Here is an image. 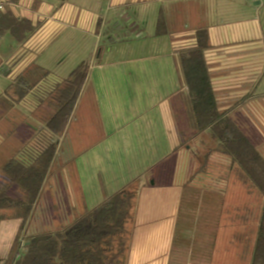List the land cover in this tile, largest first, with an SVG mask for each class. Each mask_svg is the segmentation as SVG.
Instances as JSON below:
<instances>
[{"label": "crops", "instance_id": "crops-1", "mask_svg": "<svg viewBox=\"0 0 264 264\" xmlns=\"http://www.w3.org/2000/svg\"><path fill=\"white\" fill-rule=\"evenodd\" d=\"M161 16L165 27L158 33ZM12 19L25 22L17 29L23 40L8 28ZM64 27L73 30L71 43L83 49L90 71L55 160L51 197L62 201L54 187L63 175L66 201L47 206L55 217L47 224L73 221L132 185L128 264H248L251 240L244 237L246 249L238 251L243 240L232 232L253 228L228 217L238 213L242 196H254L239 188L230 159L219 153L196 174L194 149L181 137L187 88L175 52L193 44L198 30L207 31L205 61L218 108L264 155V0H6L0 77L10 83L34 65ZM32 119L31 106L5 109L0 103V162L32 140ZM215 165L217 175L211 173ZM46 199L35 209L39 228ZM19 226L0 223V247L8 227L12 246Z\"/></svg>", "mask_w": 264, "mask_h": 264}, {"label": "trees", "instance_id": "trees-1", "mask_svg": "<svg viewBox=\"0 0 264 264\" xmlns=\"http://www.w3.org/2000/svg\"><path fill=\"white\" fill-rule=\"evenodd\" d=\"M23 24L22 20L12 19V25H8L20 40L24 34L19 35L17 29ZM164 27L161 16L158 33ZM206 32L198 30L193 44L175 52L180 79L187 88L182 95L187 130L182 131L181 137L191 149L195 141L201 144L193 150L198 173L205 170L211 154L219 153L230 159L232 172L239 177V188L253 194L252 200L242 196L238 213L227 217L231 222L253 228L232 233L241 240H251L247 247L248 264H264V155L218 108L205 61V52L210 48ZM89 67V60L82 61L67 78L57 79L51 71L32 65L13 75L0 97L5 109L28 102L35 103L38 110L32 109V140L11 160L0 162V223L20 221L10 252L0 264H128L135 199L132 185L93 210H85L73 221L57 220L44 224L48 226L43 230L34 225L38 219L35 209L41 198H52L50 188L60 138L86 85ZM245 245V240L240 241L236 249L243 251Z\"/></svg>", "mask_w": 264, "mask_h": 264}, {"label": "rangeland", "instance_id": "rangeland-1", "mask_svg": "<svg viewBox=\"0 0 264 264\" xmlns=\"http://www.w3.org/2000/svg\"><path fill=\"white\" fill-rule=\"evenodd\" d=\"M74 1V0H73ZM78 2L82 1V0H77ZM101 1V0H100ZM73 32V30L71 28H65L63 30L62 35L57 39L54 40L50 46H47V48L45 49L43 54H40L37 56V58L34 60V65H42V66H48L49 69H51V71L62 78H67L68 75L76 68L78 67V65L81 63L82 59L85 57L86 54H84V51L81 47L78 46H74V44L72 45V41L70 40V34ZM96 41V40H95ZM104 42L101 43V45H103ZM46 61V62H45ZM5 85H8L9 80L6 79L5 77H0V83L2 84V82H5ZM31 105V110L33 108H35V111L37 112V108L35 107V103L33 105L30 103H26L25 106H29ZM33 106V107H32ZM45 110V109H44ZM40 115H42L41 111L39 112ZM36 117V116H35ZM38 122H40L39 119H37ZM193 149H195L196 146L199 145V147H201L200 143L195 141L193 143ZM68 159L67 161H63L60 160V165H61V169L62 170L64 168V165L66 163H68ZM65 163V164H64ZM59 164V163H58ZM212 170V174H216L217 175V171H218V166H211L210 167ZM60 172V171H58ZM70 176V172H69V166H67V171H64V173H66ZM57 174V172H56ZM196 174L202 175V173H198V171L196 172ZM58 175V174H57ZM60 175V174H59ZM71 177V176H70ZM64 178L63 175L59 176L57 179L55 178V187L54 189L57 187V193H61L62 198H61V202L66 201L65 197H64V193H66V189L64 184L62 183V179ZM68 179L69 178H65ZM56 193V191H54ZM61 202L59 199L57 198H49V201L46 199V202H44V210L46 211L44 217V220H46L44 222V224H47V222L50 221V219H52V208L47 207V206H52L53 204H58L61 205ZM47 207V208H46ZM42 225V228L40 229H44L45 227H47L48 225ZM5 233H3V238L1 239V247H0V261H2L3 259H5V257H7V254L11 248L10 246V238H9V227L7 229V231H4ZM7 232V233H6ZM3 254V255H2Z\"/></svg>", "mask_w": 264, "mask_h": 264}, {"label": "built area", "instance_id": "built-area-1", "mask_svg": "<svg viewBox=\"0 0 264 264\" xmlns=\"http://www.w3.org/2000/svg\"><path fill=\"white\" fill-rule=\"evenodd\" d=\"M6 5V0H0V12L4 11Z\"/></svg>", "mask_w": 264, "mask_h": 264}]
</instances>
